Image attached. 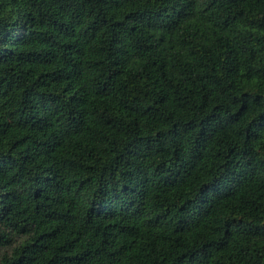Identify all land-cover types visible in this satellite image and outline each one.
Returning a JSON list of instances; mask_svg holds the SVG:
<instances>
[{
    "label": "trees",
    "instance_id": "16d2710c",
    "mask_svg": "<svg viewBox=\"0 0 264 264\" xmlns=\"http://www.w3.org/2000/svg\"><path fill=\"white\" fill-rule=\"evenodd\" d=\"M0 264H264V0H0Z\"/></svg>",
    "mask_w": 264,
    "mask_h": 264
}]
</instances>
